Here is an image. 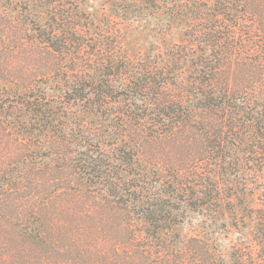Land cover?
Listing matches in <instances>:
<instances>
[{"label":"trees","instance_id":"obj_1","mask_svg":"<svg viewBox=\"0 0 264 264\" xmlns=\"http://www.w3.org/2000/svg\"><path fill=\"white\" fill-rule=\"evenodd\" d=\"M208 1L220 24L184 30L190 46H203L200 54L192 47V58L183 46L171 54L191 63L188 83L178 77L181 71L160 65L129 72L122 64L128 58L115 42L83 44L77 37L86 27L82 14L71 25L67 13L52 19L64 24L44 32L43 44L59 62L69 58L85 67L84 57L105 58L115 70L104 68L98 82L76 76L63 91L62 108L45 96H24L0 114L6 120L18 116L13 124L0 118V264H264V204L246 205L249 180L239 168L252 164L250 172L257 173L264 165V90L256 89H264V0ZM71 103L92 104L100 113L117 104L132 130L150 122L164 128V136L181 130L191 143L199 133L208 154L202 161L210 157L215 170L190 177L178 169L172 178L180 190L172 181L161 190L150 188L139 173L128 179L134 172L126 151L119 149L111 158L85 136L80 137L84 145L66 139L59 118ZM242 146L244 155L256 159L230 161L228 151ZM231 197L254 217L253 250L234 247L227 262L204 239H183L175 232L183 205L206 210L218 221L224 199ZM226 205L229 212L236 206Z\"/></svg>","mask_w":264,"mask_h":264},{"label":"rangeland","instance_id":"obj_2","mask_svg":"<svg viewBox=\"0 0 264 264\" xmlns=\"http://www.w3.org/2000/svg\"><path fill=\"white\" fill-rule=\"evenodd\" d=\"M66 13L71 18L68 25L76 24L78 21L73 17L82 14L86 27L81 28L77 37L83 44L99 47L115 42L128 58L122 64L129 72L140 65L147 66L149 70L161 66L169 71H181L178 77L183 76L187 83L192 76L191 63L175 60L171 55L173 49L183 46L192 58L195 57L192 56L191 48L195 47L194 53L200 54L203 46H190L185 40L184 30L213 29V26L220 24L218 14L208 0H0V114H4L6 107L15 106L14 102L24 96H45L51 104L62 108L63 91L76 76L88 75L98 82L104 68L114 73L115 67L110 66L105 58L89 61L84 57L85 67H82L81 63L77 65L76 61H70L69 58L59 62L58 55L45 47L42 34H47L52 27H62L64 23L57 21L55 24L52 19L57 18L56 14ZM75 69L83 72H74ZM256 89L260 93L264 90ZM75 104L67 105V111L59 118V122H65L66 139L75 141L78 138L77 141L84 145L86 137L85 140L111 158L119 149L126 151L132 163L129 170L134 172L128 179L139 173L149 181L150 188L161 190L163 183L172 181L173 188L180 190L172 178L178 169H186V175L190 177L199 174V171L209 173L215 170L212 164L215 161L210 157L205 158L207 163L202 161L208 154L205 153V146L199 144V133L191 143L180 135L181 130L164 136V128L161 130L150 122L144 127L138 126L136 131L137 128L132 130L125 123L120 114L121 106L117 104L103 109L102 113L97 112L92 104ZM0 118L7 124H13L11 122L17 120L18 116L7 120ZM81 136L85 137L80 140ZM244 148L230 149L229 160L236 161V158L245 159L249 156L256 159L255 156L244 155ZM252 167V164H241L239 167L244 168V175L249 180L245 196L249 208L264 204V165L257 173L250 172ZM243 170H240L242 174ZM256 176L258 181L252 185L251 181ZM216 179L221 185L226 183L225 178ZM229 181L230 188H235L233 179ZM224 202V214L218 216V221L210 218L206 210L195 212L183 205L182 223L174 230L183 239L191 236L204 239L228 262L234 247L248 250L255 248L252 241L254 217L250 218V213L246 215L242 212L237 198H226ZM227 202L237 207L233 206L229 212ZM223 222L224 225H221Z\"/></svg>","mask_w":264,"mask_h":264}]
</instances>
